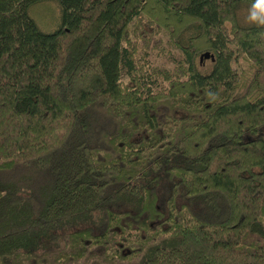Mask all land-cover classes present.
<instances>
[{"label":"trees","instance_id":"trees-1","mask_svg":"<svg viewBox=\"0 0 264 264\" xmlns=\"http://www.w3.org/2000/svg\"><path fill=\"white\" fill-rule=\"evenodd\" d=\"M35 1L0 0V264H264L253 0Z\"/></svg>","mask_w":264,"mask_h":264},{"label":"rangeland","instance_id":"rangeland-1","mask_svg":"<svg viewBox=\"0 0 264 264\" xmlns=\"http://www.w3.org/2000/svg\"><path fill=\"white\" fill-rule=\"evenodd\" d=\"M29 14L34 18L38 27L44 31H50L54 29L59 21L60 15V5L57 0H37L28 6ZM241 12V11H240ZM240 14V13H239ZM227 28H229V22H227ZM160 35L162 37L164 46L163 49L158 47H151L145 50L143 47L140 49V53L143 56L139 59L140 61H147L150 64H165L169 67H174L178 59H181L182 55L176 46L170 44L167 41V35L164 33H155L153 37ZM204 62L207 67L209 65V59L204 57ZM241 63V60H240ZM124 72L121 74V78H126ZM156 80H153L151 84L153 85ZM42 134L45 135L46 129H40ZM36 134V133H35Z\"/></svg>","mask_w":264,"mask_h":264},{"label":"clouds","instance_id":"clouds-1","mask_svg":"<svg viewBox=\"0 0 264 264\" xmlns=\"http://www.w3.org/2000/svg\"><path fill=\"white\" fill-rule=\"evenodd\" d=\"M245 20L249 25L264 29V0H253ZM208 95L214 96L213 93Z\"/></svg>","mask_w":264,"mask_h":264},{"label":"water","instance_id":"water-1","mask_svg":"<svg viewBox=\"0 0 264 264\" xmlns=\"http://www.w3.org/2000/svg\"><path fill=\"white\" fill-rule=\"evenodd\" d=\"M211 56V57H213V54L212 53H210L209 51H203L201 54H200V57L201 56H205V57H207V56Z\"/></svg>","mask_w":264,"mask_h":264}]
</instances>
